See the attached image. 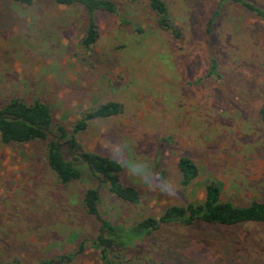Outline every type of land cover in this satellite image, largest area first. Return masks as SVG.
Returning <instances> with one entry per match:
<instances>
[{
    "label": "rangeland",
    "instance_id": "374dc122",
    "mask_svg": "<svg viewBox=\"0 0 264 264\" xmlns=\"http://www.w3.org/2000/svg\"><path fill=\"white\" fill-rule=\"evenodd\" d=\"M110 1L117 10L96 12L99 38L87 51L84 7L0 0V105L41 100L54 125L71 133L84 112L118 102L120 115L77 134L82 148L112 157L109 141L128 142L132 155L151 157L154 171L177 186L162 194L124 170L122 182L141 194L140 204L130 205L90 175L59 184L46 165L45 142L0 138V264L62 255L71 257L68 264H103L89 246L100 222L82 205L92 187L101 192V216L124 226L202 202L210 180L222 182L223 200L236 205L264 200V19L234 0L220 10L219 0H164L183 33L177 40L157 26L149 0ZM245 1L264 10V0ZM182 156L200 168L187 188L177 167ZM132 242L137 250L124 254V264H264V224H162Z\"/></svg>",
    "mask_w": 264,
    "mask_h": 264
},
{
    "label": "trees",
    "instance_id": "16d2710c",
    "mask_svg": "<svg viewBox=\"0 0 264 264\" xmlns=\"http://www.w3.org/2000/svg\"><path fill=\"white\" fill-rule=\"evenodd\" d=\"M15 3L31 6L38 0H11ZM219 9L225 0H219ZM251 13L264 19V10L245 0H234ZM67 7L82 6L88 14V24L81 40L83 49L89 51L99 38L96 12L115 13L116 4L110 0H55ZM149 7L156 16L157 26L168 32L173 38L182 39L181 29L172 21L168 6L164 0H149ZM219 11L215 13L217 17ZM213 19L209 22L212 27ZM218 63L211 59L210 74L216 73ZM122 113L118 102H107L83 113L70 133L62 125H54L51 107L41 100L27 102L21 98H12L0 105V138L4 144H29L45 142V161L53 172L57 182L68 186L90 175L96 178L99 187L104 185L119 200L130 205H139V190L122 182L124 171L112 157L87 151L79 143L77 134L85 131L89 123L98 119H107ZM259 117L264 122V104ZM181 185L189 187L199 176L200 168L189 156L180 157L177 163ZM99 187L87 189L82 205L87 214L100 222L99 234L90 241L89 246L99 252L103 264H124V254L137 250L132 240L140 235L149 236L162 224L235 226L244 223L264 224V200L254 198L247 205L239 206L223 200V183L210 180L205 187V199L202 202H190L188 205H171L159 217H147L134 225H116L100 214L101 192ZM84 248V246H83ZM132 248V249H131ZM71 257L62 255L39 261L36 264H68ZM12 264H21L14 262ZM165 264V263H162Z\"/></svg>",
    "mask_w": 264,
    "mask_h": 264
},
{
    "label": "clouds",
    "instance_id": "9594fccd",
    "mask_svg": "<svg viewBox=\"0 0 264 264\" xmlns=\"http://www.w3.org/2000/svg\"><path fill=\"white\" fill-rule=\"evenodd\" d=\"M106 147L110 149L115 162L130 177H134L143 184L157 189L162 194H169L177 186L170 175L154 171L151 157L138 154L132 155V149L128 142L113 144L109 141Z\"/></svg>",
    "mask_w": 264,
    "mask_h": 264
}]
</instances>
